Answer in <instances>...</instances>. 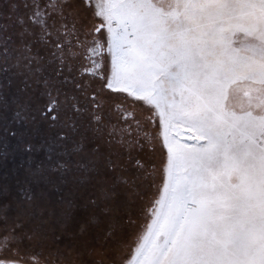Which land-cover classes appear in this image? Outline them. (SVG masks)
Segmentation results:
<instances>
[{"label": "snow or ice", "instance_id": "snow-or-ice-1", "mask_svg": "<svg viewBox=\"0 0 264 264\" xmlns=\"http://www.w3.org/2000/svg\"><path fill=\"white\" fill-rule=\"evenodd\" d=\"M0 264H264V0H0Z\"/></svg>", "mask_w": 264, "mask_h": 264}]
</instances>
